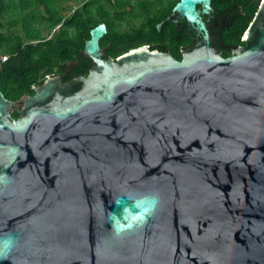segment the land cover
<instances>
[{"label":"water","instance_id":"95a60500","mask_svg":"<svg viewBox=\"0 0 264 264\" xmlns=\"http://www.w3.org/2000/svg\"><path fill=\"white\" fill-rule=\"evenodd\" d=\"M212 11L173 8L198 39L180 61L147 46L105 59L100 24L87 76L16 102L0 90V237L17 239L0 264H264V0L228 58ZM143 193L156 212L117 234L109 214L138 210L114 199Z\"/></svg>","mask_w":264,"mask_h":264},{"label":"trees","instance_id":"16d2710c","mask_svg":"<svg viewBox=\"0 0 264 264\" xmlns=\"http://www.w3.org/2000/svg\"><path fill=\"white\" fill-rule=\"evenodd\" d=\"M224 12L222 56L244 46L243 36L263 0H211ZM68 2H74L68 5ZM179 0H0V90L10 101L35 94L33 86L49 77L68 82L87 76L92 62L83 55L90 32L106 24L101 40L104 58L142 47L182 60L195 34L184 21L167 20ZM222 18V19H223ZM137 22V24H136ZM163 23L161 30L157 25ZM5 59V60H4ZM19 117V112L12 114Z\"/></svg>","mask_w":264,"mask_h":264},{"label":"clouds","instance_id":"9594fccd","mask_svg":"<svg viewBox=\"0 0 264 264\" xmlns=\"http://www.w3.org/2000/svg\"><path fill=\"white\" fill-rule=\"evenodd\" d=\"M122 198L133 203L136 211L135 213L128 207L124 208L123 221L115 214H109L112 229L119 234L125 228H132L137 223H142L151 217L157 210L160 203V196L158 193H143V194H124L114 199L116 205H120ZM17 244L16 236L12 233H7L0 237V260L6 259L14 250Z\"/></svg>","mask_w":264,"mask_h":264},{"label":"flooded vegetation","instance_id":"af4514ba","mask_svg":"<svg viewBox=\"0 0 264 264\" xmlns=\"http://www.w3.org/2000/svg\"><path fill=\"white\" fill-rule=\"evenodd\" d=\"M211 6H212V1H211ZM213 11L211 12V14L207 17H205V20L207 22V25H208V28H209V31L210 33L212 34V37L214 38L215 40V43H216V46H217V49L221 52V50L219 48H223L224 45L221 43V40H220V37H221V32L218 31V28L220 27V24L221 23H225V19L222 17L224 15V12L220 11V9H215L214 7H212ZM223 18V19H222ZM180 21H183V20H180ZM179 21V22H180ZM178 22V23H179ZM185 22V21H184ZM177 23V24H178ZM137 24V22H136ZM194 32V31H193ZM195 34V33H194ZM195 40L194 43L196 44L198 42V39L195 37ZM234 48V47H232ZM25 97H28V96H25ZM19 101V100H18ZM16 102V101H15ZM18 111V110H17ZM15 112V111H14ZM13 112V113H14ZM19 112V111H18ZM12 113V114H13Z\"/></svg>","mask_w":264,"mask_h":264},{"label":"rangeland","instance_id":"374dc122","mask_svg":"<svg viewBox=\"0 0 264 264\" xmlns=\"http://www.w3.org/2000/svg\"><path fill=\"white\" fill-rule=\"evenodd\" d=\"M72 4H74L75 5V3L74 2H68V5H72ZM5 60V59H4Z\"/></svg>","mask_w":264,"mask_h":264}]
</instances>
